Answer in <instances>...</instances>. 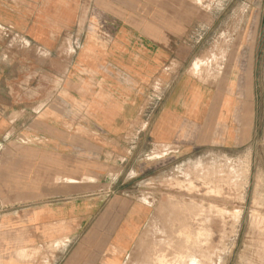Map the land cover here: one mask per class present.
<instances>
[{
    "label": "crops",
    "instance_id": "crops-1",
    "mask_svg": "<svg viewBox=\"0 0 264 264\" xmlns=\"http://www.w3.org/2000/svg\"><path fill=\"white\" fill-rule=\"evenodd\" d=\"M154 2L0 0L12 36L0 38V222L17 225L20 243L0 264H99L98 253L50 247L55 228L86 220L85 244L124 247L133 220L116 180L140 149L251 147L263 33L251 71L244 54L228 81L201 79L186 67L184 26Z\"/></svg>",
    "mask_w": 264,
    "mask_h": 264
},
{
    "label": "rangeland",
    "instance_id": "rangeland-1",
    "mask_svg": "<svg viewBox=\"0 0 264 264\" xmlns=\"http://www.w3.org/2000/svg\"><path fill=\"white\" fill-rule=\"evenodd\" d=\"M149 2L153 5V0H145L146 7ZM154 5L164 6L173 20H179L184 26L181 38L187 43L186 67L192 76L228 81V71L237 74L242 69L239 63L244 54L246 59L249 57V69L252 70L256 56L255 39L259 32L264 36V0H155ZM5 37L12 38L9 27L0 24V38ZM261 49V57L256 61V75L262 79L261 84L257 81V86L261 85L263 106L257 108L254 117L256 132L250 148L226 145L220 137L224 144L214 147H185L177 152L162 147L148 154L147 150L140 149L139 157L133 158L128 165L135 171H125L123 177L116 180L120 185L119 201L123 212L132 215L133 225L127 230L132 236L130 242L118 248L107 236L108 241L101 244L103 248L90 247L84 243L82 235L88 233L94 222L86 220L84 222L88 224L85 226L55 228L60 238L50 247L68 252L98 253L97 257H101L99 264H145L150 259L149 264L169 259V264L179 261V264H264V41ZM108 191L106 202L114 198V188L110 194ZM178 209H184V214L179 215ZM16 219H19L18 215ZM72 222L78 223L79 220L73 219ZM98 227L89 232L90 242L99 238L95 231ZM166 231L168 235H165ZM18 233L17 225L0 222V251H17L20 247ZM169 237L174 238H171L172 242H168ZM8 238L10 242L3 243ZM175 240L178 243H173ZM148 245L152 248L161 245L159 250H169L166 249L163 256V251L158 253L157 247L151 250ZM187 245H192L189 248L194 247V252L185 247ZM153 250L160 255H155ZM173 251L177 253L176 258V254L171 255ZM166 253L174 257L170 258ZM188 255L198 258L193 256L190 263L192 257ZM114 256H119L118 261L110 259ZM177 257L180 259L176 260ZM166 261L160 264H166Z\"/></svg>",
    "mask_w": 264,
    "mask_h": 264
},
{
    "label": "bare ground",
    "instance_id": "bare-ground-1",
    "mask_svg": "<svg viewBox=\"0 0 264 264\" xmlns=\"http://www.w3.org/2000/svg\"><path fill=\"white\" fill-rule=\"evenodd\" d=\"M190 202H191V201H190ZM188 204H189V202H188ZM173 205H174V204H173ZM192 205H193V204H192ZM171 206H172V205H171ZM176 206H177V205H176ZM168 207H170V206H168ZM174 207H175V206H174ZM162 208H163V207H162ZM186 208H187V207H186ZM186 208H185V209H186ZM192 208H193V206H192ZM192 208H190V209H192ZM196 208H197V207H196ZM169 209H171V208H169ZM172 209H173V208H172ZM201 209H202V208H201ZM213 209H214V208H213ZM164 210H165V209H164ZM164 210H163V211H164ZM167 210H168V209H167ZM174 210H176V209H174ZM183 210H184V209H178V211L180 212L179 215L183 213ZM208 210H209V209H208ZM215 210H216V209H215ZM172 211H173V210H171L170 212L172 213ZM187 211H188V210H187ZM168 212H169V211H168ZM176 212H177V211H176ZM176 212H175V213H176ZM195 212H196V211H195ZM175 213H174V214H175ZM188 213H189V212H188ZM188 213H187V214H188ZM177 214H178V213H177ZM183 214H184V213H183ZM185 214H186V213H185ZM168 215H169V214H168ZM190 215H191V214H190ZM207 215H208V214H207ZM209 215H210V214H209ZM192 216H193V214L191 215V217H192ZM196 217H197V216H196ZM208 217H209V216H208ZM206 220H208V219H206ZM164 223H165V222H164ZM181 223H182V222H181ZM169 224H170V222H169ZM185 224H186V223H185ZM166 228H167V227H166ZM172 228H173V227H172ZM167 229H168V228H167ZM170 230H171V229H170ZM170 230H168V232H170ZM175 231H176V230H175ZM164 232H165V231H164ZM172 232H174V231H172ZM169 234H170V233H169ZM165 235H168L167 231H166ZM147 236H148V235H147ZM153 236H154V235H153ZM155 236H157V235H155ZM155 236H154V237H155ZM154 237H153V239H154ZM172 237H173V236H172ZM172 237H171V238H172ZM171 238L169 237V239H171ZM178 238H179V237H178ZM207 238H208V237H207ZM164 239H166V237H165ZM172 239H174V238H172ZM172 239H171V240H168V242H169V241L172 242ZM150 240H151V239H150ZM159 240H160V239H159ZM161 240H163V239H161ZM138 241H139V240H138ZM151 241H152V240H151ZM151 241H150V243H151ZM157 241H158V240H157ZM163 241H165V240H163ZM166 241H167V240H166ZM147 242H148V241H147ZM155 242H156V241H155ZM155 242H154V243H155ZM161 242H162V241H161ZM168 242H166V243H168ZM156 243H157V242H156ZM163 243H164V242H163ZM173 243L176 244V243H178V242H176V240H175V242H173ZM173 243H171V244L173 245ZM139 244H140V243H139ZM147 244H148V243H147ZM158 244H159V241H158ZM160 244L162 245V243H160ZM179 244H180V243H179ZM155 245H156V244H155ZM161 245L159 246L160 248H161ZM163 245H164V244H163ZM141 246H142V245H141ZM141 246H140V247H141ZM151 246H152V245H151ZM151 246H150V247H151ZM189 246H190V245H187V246H185V247H188V248H189ZM143 247H144V246H143ZM148 247H149V245H148ZM150 247H149V248H150ZM155 247H157V246H155ZM155 247H154V245H153V248H154V249H155ZM159 247H157L158 250H159ZM164 247H166V245H165ZM167 247H169V246H167ZM173 247H174V245H173ZM175 247H176V246H175ZM177 247H178V244H177ZM180 247L182 248V246H180ZM180 247H179V248H180ZM183 247H184V245H183ZM190 247H192V245H191ZM209 247H210V246H209ZM209 247H208V248H209ZM141 248H142V247H141ZM153 248L151 247V250H152ZM170 248H171V250H172V247H170ZM179 248H178V249H179ZM212 248H213V247H212ZM166 249L169 250V248H165L164 251L161 249V250L158 251V253H159L160 251H163V253H164ZM189 249H190V248H189ZM192 249H194V247H193ZM192 249H190V251H193ZM143 250H144V249H143ZM171 250H170V251H171ZM173 250H174V248H173ZM179 250H180V249H179ZM185 250H186V248H185ZM194 250H195V249H194ZM212 250H213V249H212ZM140 251H141V249H140ZM170 251H169V252H170ZM174 251H177V249L174 250ZM174 251H173V253H174ZM186 251H188V250H186ZM186 251H185V252H186ZM196 251H197V248H196ZM198 251L200 252V250H198ZM150 252H151V251H150ZM150 252H149V253H150ZM152 252L155 253L156 251L153 250ZM152 252H151V255L153 256L154 253L152 254ZM171 252H172V251H171ZM188 252H189V251H188ZM193 252H194V251H193ZM156 253H157V252H156ZM156 253H155V255H157V256L160 255V254L158 255V254H156ZM160 253H161V252H160ZM163 253H162V254H163ZM181 253H183V251H182ZM195 253H196V252H195ZM140 254H141V253H140ZM166 254H168L169 257H170L171 255H175V254H176V255H175V258H176V256H177V253H174V254H171V253H170L171 255H170L169 253H166ZM183 254H184V253H183ZM190 254H191V252H190ZM193 254H194V253H193ZM196 254L199 256V253H198V252H197ZM204 254H205V253H204ZM213 254H214V253H213ZM136 255H137V253H136ZM186 255H187V254H186ZM191 255H192V254H191ZM191 255H190V256H191ZM206 255H208V254H206ZM139 256H140V255H139ZM161 256H162V255H161ZM163 256H165V253L163 254ZM163 256H162V258H163ZM182 256H184V255H182ZM182 256H181V257H182ZM188 256H189V255H188ZM188 256H186V260H188L187 258L190 257V256H189V257H188ZM193 256H194V255H193ZM193 256H191L192 258L190 257V258H191L190 263H192L193 260H194V259H193ZM201 256H202V254H201ZM131 257H132V256H131ZM171 257H174V256H171ZM171 257H170V258H171ZM209 257H210V254H209ZM162 258H161V259H162ZM166 258H167V257H166ZM175 258H173V260H175ZM182 258H183V257H182ZM190 258H189V260H190ZM194 258H195V256H194ZM196 258H198V257H196ZM196 258H195V259H196ZM132 259H134V258H132ZM148 259H149V258H148ZM148 259H147V260H148ZM154 259H155V258H154ZM178 259H180V258L177 257L176 260H178ZM184 259H185V258H184ZM202 259H203V258H202ZM137 260H138V259H137ZM147 260L144 259V261H147ZM169 260H170V259H169ZM169 260H168V261H169ZM186 260H185V261H186ZM189 260H188V261H189ZM209 260H211V259H209ZM142 261H143V260H142ZM150 261H152V260L150 259L149 262H150ZM160 261L162 262V260H160ZM165 261H166V260H165ZM165 261H163L162 263H165ZM168 261H166V264L168 263ZM170 261H171V260H170ZM133 262H134V261H133ZM149 262L147 261L148 264H149ZM155 262H158V260H156ZM161 262H159V264H160ZM204 262H205V261H204ZM138 263H139V262H138ZM143 263H145V262H143ZM147 263H145V264H147ZM170 263H171V262H170ZM176 263L179 264L180 261H179V263H178V262H176ZM186 263H187V262H185V264H186ZM197 263H198V261H197ZM139 264H140V263H139ZM141 264H142V263H141ZM154 264H156V263H154ZM168 264H169V263H168ZM173 264H174V263H173ZM183 264H184V263H183ZM201 264H202V263H201ZM206 264H207V263H206Z\"/></svg>",
    "mask_w": 264,
    "mask_h": 264
}]
</instances>
